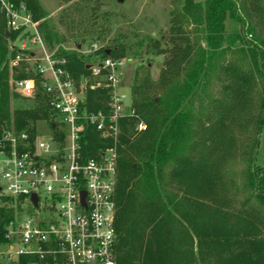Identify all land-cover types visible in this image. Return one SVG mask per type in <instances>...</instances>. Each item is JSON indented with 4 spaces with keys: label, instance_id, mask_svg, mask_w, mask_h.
<instances>
[{
    "label": "trees",
    "instance_id": "1",
    "mask_svg": "<svg viewBox=\"0 0 264 264\" xmlns=\"http://www.w3.org/2000/svg\"><path fill=\"white\" fill-rule=\"evenodd\" d=\"M24 1L35 20L44 17L39 0ZM176 1L170 32L162 38L167 48L157 51L170 55L160 81L163 93L153 94L148 81L138 76L132 88V108L148 129L136 135L137 117L120 121L115 260L117 264H264V167L256 164L255 153L260 140L255 136L239 143L232 132L235 123L243 128L244 122L249 123L250 102L260 110L257 133L264 128V40L248 39L254 28L247 25L242 8H251V16L256 14L262 23L264 0ZM230 16L241 29L228 34L225 21ZM43 25L47 45L61 44L59 34ZM188 28L198 34L191 37ZM9 37L0 10V134L13 124L23 130L50 118L47 96L29 100L12 90ZM118 38L115 45L104 46L85 60L78 52H60L80 80L89 74L91 62L131 53L132 45ZM136 44H146L147 52L161 45L152 38ZM215 77L224 80L222 98L213 100L215 114L207 115L205 123L196 117L194 103ZM109 92L105 86L88 88V110L107 111ZM87 142V157L115 145L113 138H102L95 130L89 131ZM231 150L245 161L241 171L225 167ZM12 217L13 210L0 208L4 242V224Z\"/></svg>",
    "mask_w": 264,
    "mask_h": 264
},
{
    "label": "built area",
    "instance_id": "2",
    "mask_svg": "<svg viewBox=\"0 0 264 264\" xmlns=\"http://www.w3.org/2000/svg\"><path fill=\"white\" fill-rule=\"evenodd\" d=\"M0 10L10 32L12 90L29 100L47 96L50 112L48 120L32 122L23 130L13 124L0 134V177L8 193L5 208L13 210L4 224L8 246L4 264H117L113 249L120 121L137 117L136 130L148 129L129 96L119 91L124 85L121 69L130 60H95L89 74L79 80L60 47L47 45L40 20L24 0H0ZM90 45L86 56L104 47ZM102 86L110 89L108 110H88L86 90ZM41 122L50 134H37ZM90 130L113 138L115 145L87 157Z\"/></svg>",
    "mask_w": 264,
    "mask_h": 264
},
{
    "label": "rangeland",
    "instance_id": "3",
    "mask_svg": "<svg viewBox=\"0 0 264 264\" xmlns=\"http://www.w3.org/2000/svg\"><path fill=\"white\" fill-rule=\"evenodd\" d=\"M196 1L205 2L206 0ZM252 1L248 0V3ZM39 3L45 14L40 20L41 24H45L43 27L53 28L59 34L60 39H63L61 44L55 43L54 47H60L66 52H78L85 60L88 56L84 55V51L89 49L92 42L113 46L115 45L114 40L119 37V40L132 45L131 53L126 56L130 61L121 69L124 85L119 87V91L126 93L133 101L132 88L138 76L140 80L148 81L153 94L159 96L163 93L160 81L164 76L162 71L166 68V61L170 55L167 51L162 54H158L157 51L167 48L168 43L162 38L168 36L170 32L172 11L177 4L176 0H39ZM242 8L247 25L254 28L252 34L248 32V39L264 40V22L261 23L254 13L251 16L252 9L248 6L243 5ZM225 25L228 34L241 29V25L231 16L227 17ZM189 34L194 37L198 33L193 29L189 31ZM149 38L158 40L161 43L160 48L156 46L152 52H147L146 44L140 47L136 44L142 39L146 43ZM9 42L10 40L8 44ZM200 42H202L201 38ZM77 43L82 47L79 48ZM202 44L205 45V42ZM240 46L241 43L236 45V47ZM137 51L139 55H134ZM234 54H238V51H235ZM223 81V79L215 77L206 88L205 94L202 93V96L195 100L196 117H201L204 122L207 115L215 114L213 100L222 98L220 86ZM250 104L252 108H248H251L248 114L251 116L249 123L246 125L244 122V128L243 125L235 123L232 132L236 138H239V143L255 136L259 138V146L255 152L256 164L264 167V128L257 133V128L260 126L257 115L260 110L254 102H250ZM239 118L241 119V117ZM195 124L194 128L197 129L198 123L195 122ZM50 132L44 122L39 123L37 130L39 136H45ZM141 133L143 132L137 131L136 135ZM239 155L231 150L225 158V167L233 172L241 171L245 161L239 159ZM241 182L242 180L238 179L239 185ZM1 186H3V190H0V208L5 207L4 200L8 196L2 177H0ZM7 252L6 242L0 239V264L5 263Z\"/></svg>",
    "mask_w": 264,
    "mask_h": 264
},
{
    "label": "water",
    "instance_id": "4",
    "mask_svg": "<svg viewBox=\"0 0 264 264\" xmlns=\"http://www.w3.org/2000/svg\"><path fill=\"white\" fill-rule=\"evenodd\" d=\"M119 1H122V0H119ZM7 35L10 36V32L7 31ZM78 47L81 48L82 45L78 44ZM90 67V65H88V68ZM85 198H86V192H83L82 193V200H83V203L85 202ZM34 201L37 202V198L36 196H34Z\"/></svg>",
    "mask_w": 264,
    "mask_h": 264
}]
</instances>
